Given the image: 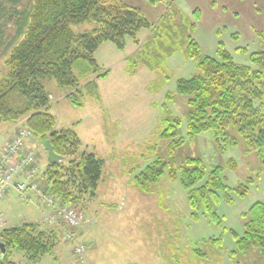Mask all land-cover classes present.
<instances>
[{"label": "rangeland", "instance_id": "rangeland-1", "mask_svg": "<svg viewBox=\"0 0 264 264\" xmlns=\"http://www.w3.org/2000/svg\"><path fill=\"white\" fill-rule=\"evenodd\" d=\"M107 1H120L137 8L144 17L157 24V28L135 58L126 59V55L133 49L139 50L150 34L148 29L140 32L139 43L128 38L123 50L112 42L103 43L95 57L98 65L107 68L109 73L98 80L99 94L87 97L82 105H75L70 98L63 97L51 107L58 128H74L84 141L90 142V148L94 146L105 159L103 181L97 191L99 196L91 204L88 202L80 207L84 216L82 225L88 216L99 219L98 228L107 233L108 243L100 254L105 261L114 264H264L257 247L232 256L236 249L233 232H244L245 213L255 202L264 200V170L256 149L240 137L237 144H228L221 139L219 145L210 131L189 139L184 118L186 97L166 98L168 91H176L178 79L189 78L198 72L196 59L187 56L185 45L179 44L183 38L193 36L203 53L212 56H217L222 40L236 62L250 64V53L263 49L255 31L264 29V0ZM26 3L28 0H23L18 5L22 7ZM11 5L7 3V8ZM198 9L199 19L195 18ZM5 20L8 23L5 21L4 24V42L8 43L15 37V27L11 19L8 21V15ZM72 28L77 33L89 31L93 22L75 23ZM5 43L0 45V78L8 73L5 60L10 48ZM74 71L81 80L90 75L83 65H76ZM44 83L49 91L53 86L58 87L55 79ZM54 93L59 94L57 88ZM259 104L257 101L256 105ZM167 116L183 118L179 132L187 141L177 151L179 165L189 156L202 158L208 170L222 165L225 181L232 187L253 178L245 196L233 195L232 203L222 199L217 205L221 223L209 221L204 215L193 219L185 187L178 178H171L168 171L149 192L133 190L126 182L157 157L168 158L170 139L160 135L167 126L164 120ZM27 119L24 117L10 125L26 124ZM36 138L39 142L36 149H44L43 142ZM232 160L236 167H232ZM45 163L48 160L42 161L43 170ZM116 184L122 188L115 191L110 187ZM117 196L127 199L122 212L111 206L112 202H118ZM0 211L8 226L38 221L42 216L34 204L22 200L13 188L0 201ZM35 223L42 228L50 227L40 221ZM59 237L58 244H62L56 250L31 263L86 264L88 252L83 259L79 258L75 254V242L66 243L60 233ZM211 238H221L222 247L214 246ZM61 245L64 250L69 246L71 255L60 252ZM11 258L18 264H30L19 249H14Z\"/></svg>", "mask_w": 264, "mask_h": 264}, {"label": "trees", "instance_id": "trees-1", "mask_svg": "<svg viewBox=\"0 0 264 264\" xmlns=\"http://www.w3.org/2000/svg\"><path fill=\"white\" fill-rule=\"evenodd\" d=\"M21 1L0 0V45L6 40L7 15L15 27V37L5 43L10 53L5 60L8 73L0 78V125L28 117L26 124L39 140H51L56 153L66 159L60 163L48 162L43 173L45 189L63 204L80 210L96 197L105 161L84 148L74 129L56 128L57 117L51 112L50 92L44 81L55 79L68 92L67 97L73 104L82 105L87 97L99 94L98 79L109 73L97 63L98 48L105 42H112L123 50L128 38L139 43L140 32L148 29L149 36L129 57L135 58L153 37L157 24L137 8L120 1L28 0L19 7ZM7 3L11 5L8 8ZM199 17L198 9L195 18ZM87 20L93 22L92 30L79 33L73 30L72 24ZM255 33L263 49L250 53V64L236 62L222 40L217 56H212L203 53L193 36L181 39L179 44L185 45L186 55L196 59L198 72L178 79L176 91H168L166 98L186 97L184 118L189 139L205 131H210L219 145L221 139L237 144L240 137L256 149L264 170V29ZM76 65H83L89 71V78L95 77L83 84L74 71ZM257 101H260L258 106ZM164 120L167 126L160 135L170 139L168 158L157 157L137 173L134 176L136 187L149 192L168 171L171 178H178L185 187L193 219L204 215L209 221L221 223L217 205L222 199L232 203L233 195L245 196L253 178L232 187L225 181L222 165L208 170L202 158L192 156L179 165L176 154L187 141L179 132L183 118L167 116ZM232 161V167H236V162ZM245 218L244 232H233L236 249L232 256L257 247L264 259V200L255 202ZM59 238L56 229L42 228L35 222L0 229V239L5 244L4 252L0 247V264H18L11 258L14 249L23 251L31 262L39 261L54 251ZM210 242L219 248L223 243L221 238H211Z\"/></svg>", "mask_w": 264, "mask_h": 264}, {"label": "built area", "instance_id": "built-area-1", "mask_svg": "<svg viewBox=\"0 0 264 264\" xmlns=\"http://www.w3.org/2000/svg\"><path fill=\"white\" fill-rule=\"evenodd\" d=\"M16 133L7 142L0 156V201L13 188L24 201L34 204L42 213V222L59 230L67 241H74L75 254L83 259L87 243L81 239L78 228L83 214L72 205L63 204L45 189V178L39 171L38 149L27 147L28 140H36L27 124L14 125ZM8 226L0 211V228Z\"/></svg>", "mask_w": 264, "mask_h": 264}, {"label": "crops", "instance_id": "crops-1", "mask_svg": "<svg viewBox=\"0 0 264 264\" xmlns=\"http://www.w3.org/2000/svg\"><path fill=\"white\" fill-rule=\"evenodd\" d=\"M137 50H138V48L133 49L132 52L128 53L126 55V59L129 58V57H131ZM104 69L107 70V68H104ZM94 77L95 76L89 78V76H87L84 79H82V83L84 84L89 79H92ZM58 87L57 86H53V89L49 91L50 92V95H51V101H50L51 107L56 104V102H57L58 99L63 98V97H67V95H68V92L67 91H65L64 89H62L59 85H58ZM56 88H57L59 94H55L54 93ZM59 90H60V92H59ZM56 128L57 129H60V128H58V125L57 124H56ZM62 128H72V127H61V129ZM72 129H74V128H72ZM15 133H16L15 126L10 125V124H6V123H3L2 125H0V156L2 154V150H3L4 145L9 140L12 139V137L14 136ZM78 134H79V136L81 137V139L83 141L84 148L87 149V150H89V151H93L98 156H100L98 154V152L95 150V147L92 146L90 148V144H89L90 142L84 141L83 138H82V136H81V134L80 133H78ZM38 143H39L38 140H33V139L28 140L27 141V147H30V148H36L37 146L39 147V144ZM37 149H38V165H39V171H40V173L43 174L44 173V170L46 169L48 163L47 164L45 163L46 165L44 164V168H45L44 170H43V168H41V164H42V161L48 160V155H47V152L44 149H42L41 147L40 148H37ZM100 157H102V156H100ZM104 161H105V159H104ZM104 167H105V162H104ZM111 170H113V169H111ZM103 173H104V169H103ZM134 176H133L132 179H127L126 182H128V185H130L133 188V190H135V189L138 190L139 188L136 187L135 182H134V178H135ZM102 181H103V175H102V178H101V180L99 182V185H100V183ZM99 185H98V188H99ZM110 187L113 190H115V191L122 188V186L118 187L117 184L116 185H112ZM98 188H97V191H98ZM122 195H124V194H122ZM98 196L99 195H98V192H97V195H96V197L94 199H96ZM116 199L118 200V202H116V203L115 202H112L111 203V206L113 205L120 212L124 211V209L126 207L127 199L126 198H122V197L120 198L119 196H117ZM117 200H115V201H117ZM92 201H90V204L92 203ZM90 204H89V208H90ZM41 220H42V216H41V219L38 220V221H28V222H39ZM97 220H99V219H95L92 216H88V218H86V220H85L86 223H84V225H82L81 227H79V234L81 236V239H84L86 241V243H87V250L86 251L88 253H86L87 256L85 257V261L84 262L86 264H114L112 261L110 262V260H107L106 259V261H105L103 259V257L101 256V254H100V253H103L102 249L108 243H107V233L104 232V230L102 228H98L99 225H98ZM119 234H121V232ZM112 237H113V235H112ZM65 242L66 243H69L70 241H67L65 239ZM59 244H62V243L60 242ZM59 244L56 245V247L54 248V250H56L58 248V245ZM62 246L63 245H61L59 247V251L65 253L66 256H68V254L71 255V253H72L71 252V249H68L70 247L67 245L68 247H66V249L64 250L62 248ZM69 251H70V253H69ZM86 258H87V261H86ZM26 262H30V264H34V263H31V261H29V260L26 261ZM58 263H59V261H58ZM59 264H62V262L59 263ZM130 264H132V262ZM134 264H136V263H134Z\"/></svg>", "mask_w": 264, "mask_h": 264}, {"label": "water", "instance_id": "water-1", "mask_svg": "<svg viewBox=\"0 0 264 264\" xmlns=\"http://www.w3.org/2000/svg\"><path fill=\"white\" fill-rule=\"evenodd\" d=\"M43 148L47 152L49 163H60L61 161L66 159L64 156L56 153L50 139H46L43 142ZM0 247H1L2 251L4 252L5 251V244L2 243L1 239H0Z\"/></svg>", "mask_w": 264, "mask_h": 264}]
</instances>
